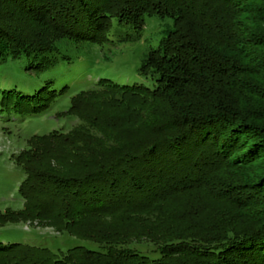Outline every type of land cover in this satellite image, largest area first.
Instances as JSON below:
<instances>
[{"label":"trees","instance_id":"16d2710c","mask_svg":"<svg viewBox=\"0 0 264 264\" xmlns=\"http://www.w3.org/2000/svg\"><path fill=\"white\" fill-rule=\"evenodd\" d=\"M145 16L172 22L137 68L155 85H117L150 100L134 110L129 136L115 138L123 127L117 118L91 114L87 126L69 134L31 135L15 156L25 174L17 219H61L65 232L102 250L8 242L0 244V264H264V0H0V62L24 56L46 70L70 60L72 48L102 45L109 36L137 40ZM108 82L102 76L90 84ZM49 85L32 95L4 90L0 108L39 114L55 94ZM88 90L74 94L63 112L77 116ZM76 140L86 156L75 173H56L49 155L72 150ZM231 168L239 180L211 232L126 242L125 227L106 223L113 215L141 216L151 202L189 185L206 180L216 188L221 181L210 175ZM39 180L55 196L38 188ZM93 215L98 219L88 220Z\"/></svg>","mask_w":264,"mask_h":264},{"label":"rangeland","instance_id":"374dc122","mask_svg":"<svg viewBox=\"0 0 264 264\" xmlns=\"http://www.w3.org/2000/svg\"><path fill=\"white\" fill-rule=\"evenodd\" d=\"M171 22L168 17L161 19L157 16H145L143 29L137 40L119 42L116 36H109L111 41L102 45L88 49L82 47L80 50L72 48L67 52L71 56L70 60L46 70H37L36 65L31 64L24 56L0 62V97L4 90L22 91L32 95L48 81L50 89L55 90L48 107H44L39 114L20 116L15 111L0 108V244L22 242L46 247L52 251H66L76 246L102 250L100 245L93 241L65 232L61 219L55 217L56 210L47 213L52 219L56 218L53 223H50V219L42 220L27 215L26 220L17 219V213L24 207L18 188L25 174L15 163V156L26 147V141L31 135L52 130L64 131L67 134L77 127L87 126L86 116L91 114H100L103 119L117 118V123H120L118 125L123 127L113 132L116 133L115 138H121L118 135L123 133L128 137L131 133L128 130L129 125L137 117L134 110L143 105L147 106L150 100L146 95L139 94L141 91L132 94L129 90H120L117 85L136 84L149 88L155 85L153 79H142L137 73V68L143 54L150 48H157ZM102 76L115 83L108 82L100 86L90 84ZM82 89H89V93L81 101L78 115H66L63 111L67 110L70 98ZM66 139L71 144L74 138L70 136ZM66 143L58 142V146L66 148L69 146ZM84 149L81 142L76 140L72 150L66 148L63 154L54 158L49 155V166L60 175L71 171L75 173L74 169L80 161L79 156H86L82 154L86 152ZM44 166L46 169L48 163ZM214 174L210 175L212 181H221L216 188L208 187L206 180L189 185L184 189L175 190L162 201L151 202L147 212L140 214L141 216L125 220L119 215H113L106 223L111 227H119L114 228L115 230L125 227L126 242L157 243L191 231L211 232L218 227L216 221L219 210L228 204L226 194L231 196L232 188L239 180L235 168L223 169ZM36 184L38 188L41 186L40 189L52 195L53 188L48 184H43L42 180ZM5 212L7 217L2 219L1 214ZM7 219L11 222H7ZM96 219L98 217L93 215L88 220Z\"/></svg>","mask_w":264,"mask_h":264}]
</instances>
